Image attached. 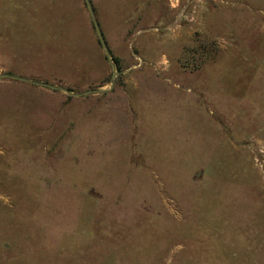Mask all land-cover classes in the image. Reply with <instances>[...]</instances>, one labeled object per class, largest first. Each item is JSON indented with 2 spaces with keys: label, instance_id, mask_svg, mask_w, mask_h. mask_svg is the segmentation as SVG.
<instances>
[{
  "label": "rangeland",
  "instance_id": "obj_1",
  "mask_svg": "<svg viewBox=\"0 0 264 264\" xmlns=\"http://www.w3.org/2000/svg\"><path fill=\"white\" fill-rule=\"evenodd\" d=\"M89 1L0 0V264H264V0Z\"/></svg>",
  "mask_w": 264,
  "mask_h": 264
},
{
  "label": "water",
  "instance_id": "obj_2",
  "mask_svg": "<svg viewBox=\"0 0 264 264\" xmlns=\"http://www.w3.org/2000/svg\"><path fill=\"white\" fill-rule=\"evenodd\" d=\"M86 2H87V5H88V8L90 10V14H91V17L93 19V23H94L95 29L97 31V34L99 36L101 45H102L103 49L105 50L107 57L111 58V53H110V51L108 49V46H107V43L105 41L104 35L102 33L101 27H100L99 23L96 20L95 11L93 9L92 3L89 0H86ZM5 77H9V75H0V79L1 78H5ZM115 77H116V73H114V75H113V79H112L113 82H114ZM36 84L41 85V86H45V87H50V88H53V89H57V87H55V86L44 84V83H36Z\"/></svg>",
  "mask_w": 264,
  "mask_h": 264
},
{
  "label": "trees",
  "instance_id": "obj_3",
  "mask_svg": "<svg viewBox=\"0 0 264 264\" xmlns=\"http://www.w3.org/2000/svg\"><path fill=\"white\" fill-rule=\"evenodd\" d=\"M114 61L118 63V60H117V58H114Z\"/></svg>",
  "mask_w": 264,
  "mask_h": 264
}]
</instances>
